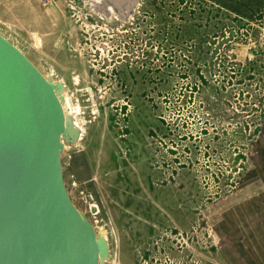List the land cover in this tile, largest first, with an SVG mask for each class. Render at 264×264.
Returning a JSON list of instances; mask_svg holds the SVG:
<instances>
[{
  "label": "rangeland",
  "instance_id": "1",
  "mask_svg": "<svg viewBox=\"0 0 264 264\" xmlns=\"http://www.w3.org/2000/svg\"><path fill=\"white\" fill-rule=\"evenodd\" d=\"M138 3L0 0V33L79 113L63 176L105 264H224L225 226L264 225V0Z\"/></svg>",
  "mask_w": 264,
  "mask_h": 264
},
{
  "label": "water",
  "instance_id": "2",
  "mask_svg": "<svg viewBox=\"0 0 264 264\" xmlns=\"http://www.w3.org/2000/svg\"><path fill=\"white\" fill-rule=\"evenodd\" d=\"M96 18L126 23L138 0H82ZM63 81L45 76L0 33V264H105L109 243L79 211L62 167L81 130ZM91 99L92 89H89Z\"/></svg>",
  "mask_w": 264,
  "mask_h": 264
},
{
  "label": "crops",
  "instance_id": "3",
  "mask_svg": "<svg viewBox=\"0 0 264 264\" xmlns=\"http://www.w3.org/2000/svg\"><path fill=\"white\" fill-rule=\"evenodd\" d=\"M251 222L254 225L224 227V264H264V225Z\"/></svg>",
  "mask_w": 264,
  "mask_h": 264
},
{
  "label": "bare ground",
  "instance_id": "4",
  "mask_svg": "<svg viewBox=\"0 0 264 264\" xmlns=\"http://www.w3.org/2000/svg\"><path fill=\"white\" fill-rule=\"evenodd\" d=\"M63 94H64V97H65V100H64V103H63L64 104V108H65V112L66 113H70V114H72L74 116V124L76 126H78L80 128V130H81L80 137H79V139L77 140V143H76V144H78L80 142L82 136H83L84 126H83V124L81 122V118L79 117V113H78L77 109H74V108H71V107H70L71 109L68 108V106H71V105H70L69 96H68L66 90L64 91Z\"/></svg>",
  "mask_w": 264,
  "mask_h": 264
},
{
  "label": "flooded vegetation",
  "instance_id": "5",
  "mask_svg": "<svg viewBox=\"0 0 264 264\" xmlns=\"http://www.w3.org/2000/svg\"><path fill=\"white\" fill-rule=\"evenodd\" d=\"M138 5H139V3H138ZM138 5H137V6H138ZM136 12H137V8H136ZM136 12H135V14H136ZM135 14H134V15H135ZM100 19H103V18H100ZM130 20H131V18H130ZM130 20H128L127 22L129 23ZM116 22H119V21H112V23H116ZM89 93H90V92H89Z\"/></svg>",
  "mask_w": 264,
  "mask_h": 264
}]
</instances>
